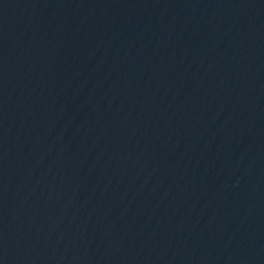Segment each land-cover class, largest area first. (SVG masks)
I'll return each mask as SVG.
<instances>
[{
  "label": "water",
  "instance_id": "1",
  "mask_svg": "<svg viewBox=\"0 0 264 264\" xmlns=\"http://www.w3.org/2000/svg\"><path fill=\"white\" fill-rule=\"evenodd\" d=\"M0 264H264V0H0Z\"/></svg>",
  "mask_w": 264,
  "mask_h": 264
}]
</instances>
